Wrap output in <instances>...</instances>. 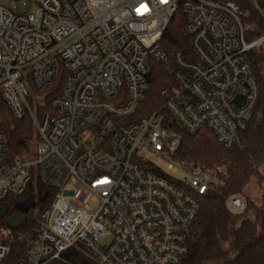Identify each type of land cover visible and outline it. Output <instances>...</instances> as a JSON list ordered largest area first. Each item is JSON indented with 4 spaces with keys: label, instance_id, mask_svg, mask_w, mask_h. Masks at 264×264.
I'll return each mask as SVG.
<instances>
[{
    "label": "built area",
    "instance_id": "2783aa9c",
    "mask_svg": "<svg viewBox=\"0 0 264 264\" xmlns=\"http://www.w3.org/2000/svg\"><path fill=\"white\" fill-rule=\"evenodd\" d=\"M15 1L0 0V96L14 116L31 115L39 140L33 152L8 159L0 114V199L34 177L55 188L17 264L64 259L75 246L101 264H180L200 197L217 180L177 156L179 128H209L225 147L236 144L259 99L253 52L264 50V31L247 38L236 0H36L31 11H16ZM180 5L190 56L160 43ZM151 59L174 82L159 108L135 118ZM62 60L65 84L46 108ZM227 206L238 215L247 201L233 194ZM10 232L0 230V260Z\"/></svg>",
    "mask_w": 264,
    "mask_h": 264
},
{
    "label": "trees",
    "instance_id": "16d2710c",
    "mask_svg": "<svg viewBox=\"0 0 264 264\" xmlns=\"http://www.w3.org/2000/svg\"><path fill=\"white\" fill-rule=\"evenodd\" d=\"M236 1L246 10V36L252 39L257 33L264 31V13L261 11L264 0H258V5L250 0ZM185 21L186 15L180 5L160 38L162 48L170 55L176 51H181L186 56L192 54L190 37L183 30ZM253 61L260 88L259 99L248 127L240 133L234 146L228 148L222 145L209 128L194 134L179 128L182 140L177 149V156L211 170L217 178L213 187L200 197V209L188 233L189 251L180 264H264V189L258 203L247 196L248 209H252V214L240 222L237 215L227 206L228 197L243 193L254 178L260 186L264 184V50L254 51ZM66 74L67 67L62 60L58 76L47 88L46 108L51 97L62 93ZM148 78L150 88L146 96L139 101L135 118L159 108L163 102L162 89L174 82L171 72L155 59L149 61ZM33 89L35 93L36 88ZM45 107H39L37 112L40 113ZM0 114L7 137L8 159L15 155L26 156L32 144L39 140L31 115L14 116L1 96ZM54 191V187L34 177L22 193H10L0 199V206L8 208L6 216L0 219V230H11L4 238L10 244V251L0 260V264H17L27 256L28 239L38 231L39 212L51 204ZM33 204H36L33 216H28L16 227L8 224L9 216H21L25 208L33 209ZM259 234L262 236L255 242L240 249L245 241ZM47 264L101 263L85 248L75 246L64 252V259H54Z\"/></svg>",
    "mask_w": 264,
    "mask_h": 264
},
{
    "label": "rangeland",
    "instance_id": "374dc122",
    "mask_svg": "<svg viewBox=\"0 0 264 264\" xmlns=\"http://www.w3.org/2000/svg\"><path fill=\"white\" fill-rule=\"evenodd\" d=\"M251 2H253L255 5H258V0H250ZM37 8V3L36 0H16L15 1V7L14 9L16 11H31V10H35ZM264 10L261 8V11ZM35 146V143L32 144V147ZM33 148H31L27 154H29L30 152H33ZM157 163L167 172H170L171 174L175 175V176H182V172L179 169H174L172 165V161L167 160V159H163V158H159L157 160ZM262 172H263V176H264V167L262 168ZM216 178V176H215ZM217 180V178H216ZM263 183H264V179H263ZM264 189V184H262L261 186L257 183V180L254 178L252 180V182L250 184H248V186L245 187L243 193H240V195H242L244 198H246L247 201V208L246 210L237 215L238 221L240 222L244 217H248L252 214V209H248V198L247 196H249L251 199H254L255 202H259L260 198H261V194L263 192Z\"/></svg>",
    "mask_w": 264,
    "mask_h": 264
},
{
    "label": "water",
    "instance_id": "95a60500",
    "mask_svg": "<svg viewBox=\"0 0 264 264\" xmlns=\"http://www.w3.org/2000/svg\"><path fill=\"white\" fill-rule=\"evenodd\" d=\"M36 206V204H33V209L29 210V208H25L24 209V214L21 216H16V215H11L8 217L7 222L9 225L11 226H19L28 216H33L35 213L34 207ZM8 212V208L7 207H3L0 206V219L5 217L6 214ZM260 236H262V234H259L257 236H254L250 239H248L247 241H245L240 249H244L247 245L251 244L252 242H255ZM210 264H219V262H215V263H210Z\"/></svg>",
    "mask_w": 264,
    "mask_h": 264
}]
</instances>
